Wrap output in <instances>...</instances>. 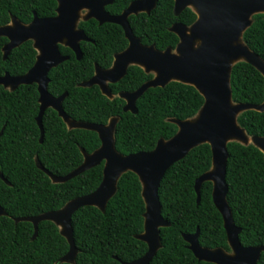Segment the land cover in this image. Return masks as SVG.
Wrapping results in <instances>:
<instances>
[{"label": "trees", "instance_id": "obj_1", "mask_svg": "<svg viewBox=\"0 0 264 264\" xmlns=\"http://www.w3.org/2000/svg\"><path fill=\"white\" fill-rule=\"evenodd\" d=\"M132 0H113L105 10L118 15ZM55 0H0V26L11 17L26 24L33 13L38 17L55 15ZM196 19L190 8L178 16L173 14V0H157L148 14L128 17L133 34L142 44L163 51L174 48L176 34L169 28L174 23L186 26ZM78 27L92 42H81L82 58L63 46L60 52L68 59L48 72L47 92L52 97L66 93L62 109L77 122L106 125L118 118L114 128V148L121 155L151 151L159 139L167 140L177 130L169 119L194 117L203 98L191 85L172 81L163 88H149L136 100V112H124L125 101L117 95L132 92L153 75L130 66L117 83L108 84L113 96L108 98L98 86H80L94 73V64L110 67L113 55L125 49L127 40L122 28L113 23L98 25L95 20L79 22ZM0 38V76H19L33 65L36 51L31 41L13 49L3 59ZM242 42L264 60V14L251 17V25L243 32ZM231 99L234 103L260 104L264 101V78L251 65L239 61L230 71ZM38 92L35 84L20 85L14 90L0 85V264H123L142 257L144 242L135 238L143 232L145 210L141 184L136 174L123 173L117 180L116 192L103 211L95 206L79 208L71 218L74 245L72 263L61 262L69 248L59 228L51 221L33 225L20 218L57 211L67 202L93 192L102 180L103 162L66 182H52L42 170L64 176L83 162L82 151L90 154L100 146L96 132L68 128L57 112L47 108L42 116L43 139L39 142ZM236 121L248 136L264 137V111L241 112ZM225 183L226 201L242 246H264V155L254 145L227 143ZM42 167V169L40 168ZM211 167V151L204 143L191 149L164 173L158 187L161 216L168 227L159 228L160 248L149 264H213L198 261L187 248L182 234L199 231L198 243L209 249L230 252L222 217L213 204L212 183L200 187L196 204L194 182ZM256 264H264V251Z\"/></svg>", "mask_w": 264, "mask_h": 264}, {"label": "water", "instance_id": "obj_2", "mask_svg": "<svg viewBox=\"0 0 264 264\" xmlns=\"http://www.w3.org/2000/svg\"><path fill=\"white\" fill-rule=\"evenodd\" d=\"M112 1L56 0L54 17L38 18L34 14L28 24L12 18L11 25L0 27V36L8 39L2 48L3 59L12 49L27 40H32L33 47L38 51L35 63L26 73L19 76L5 73L0 76V85L14 90L20 85L36 84L39 142L43 139L42 116L47 108L55 110L68 128L94 131L100 140V146L92 153L86 154L82 151V164L64 176H55L40 168L56 183L66 182L103 162L102 180L93 192L70 200L57 211L18 220L32 223V238H35L38 223L41 221L56 224L69 245L67 253L58 259V263H72L77 253L71 225L72 215L85 206H95L103 211L116 192L118 178L131 171L140 181L145 207L143 232L135 238L146 244L147 251L142 257L123 264H149L160 248L159 228L169 226L161 216L159 183L172 164L184 158L194 147L206 143L211 151V167L194 182L196 204L200 201L201 184L205 181L211 182L212 201L222 217L230 252L221 248L201 247L198 243V230L193 234H182V238L198 261L213 264H256L264 246L245 247L240 244V228L235 226L226 201L225 171L226 146L229 142L252 144L264 155V137L248 136L236 121L241 112H263L264 101L260 104L234 103L230 89L231 67L239 61L254 67L264 78V60L242 42V34L251 25L252 15L264 14V0H173L174 16H178L185 8H190L196 19L189 26L173 24L169 30L177 35L179 41L174 50L167 47L163 51L155 49L153 45H141L127 22L129 15L149 13L156 6L157 0H135L116 16L109 15L104 10ZM84 8L88 10L84 19L94 18L100 24L109 22L121 26L129 44L124 51L114 56L111 68L103 70L96 67L95 74L80 83V86L97 85L102 94L112 98L107 84L117 82L125 75L129 64H136L142 66L146 73H152L153 77L132 92L119 93L125 100L124 112L135 113L136 100L147 89L163 88L172 81L193 86L203 98V104L194 117L185 120L169 119L176 125V133L167 140L159 139L151 151L119 154L114 148L113 137L118 118H111L106 125L73 121L66 116L61 106L66 93L52 97L47 92L49 70L67 59L60 54L58 44L70 48L77 59L81 58L79 42L88 39L76 28V23L80 10ZM1 133L2 131L0 135ZM0 179L4 180L1 172ZM4 215L5 212L0 206V216Z\"/></svg>", "mask_w": 264, "mask_h": 264}, {"label": "flooded vegetation", "instance_id": "obj_3", "mask_svg": "<svg viewBox=\"0 0 264 264\" xmlns=\"http://www.w3.org/2000/svg\"><path fill=\"white\" fill-rule=\"evenodd\" d=\"M55 1H56V0H55ZM133 1H135V0H132L131 2H133ZM131 2H129V4H130ZM112 3H113V1H112ZM112 3H110V4H112ZM156 3H157V2H156ZM110 4H108V5H110ZM129 4H128V5H129ZM108 5H106V6H108ZM106 6H105V7H106ZM56 7H57V2H56ZM105 7H104V10H105ZM123 10H124V9H123ZM123 10H122V11H123ZM105 11H106V10H105ZM122 11H121V13H122ZM182 11H183V10H182ZM106 12H107V11H106ZM87 13H88V10L85 9V8L80 10V12H79L80 15H79V18H78L77 23H76V28H77V29L81 30V29L78 27L79 22H81V21L86 22V21L91 20V19H92V20H95V21L98 23V25H101V24H104V23H109V22H104V23H101V24H100V23H99L96 19H94V18L84 19L85 15H86ZM107 13H108V12H107ZM121 13H120V14H121ZM140 13H146V12H140ZM34 14H36V13H33V16H34ZM108 14H109V13H108ZM120 14H118V15H120ZM137 14H139V13H137ZM137 14H135V15H137ZM146 14H148V13H146ZM55 15H56V8H55ZM55 15H54V16H55ZM109 15H111V14H109ZM135 15H134V16H135ZM36 16H37V15H36ZM54 16H50V17H54ZM112 16H116V15H112ZM129 16H132V15H129ZM129 16H128V17H129ZM37 17H38V16H37ZM50 17H38V18H50ZM12 18H15V17H11L10 22H9L8 24H6V25H11V20H12ZM15 19L18 20L17 18H15ZM32 19H33V17H32ZM32 19H31V21H32ZM18 21H19V20H18ZM31 21H30V22H31ZM19 22L22 23L21 21H19ZM30 22H28V23H30ZM127 22H128V18H127ZM28 23H26V24H28ZM22 24H24V23H22ZM113 24H115V23H113ZM174 24H175V23H174ZM128 25H129V23H128ZM3 26H5V25H3ZM0 27H1V26H0ZM120 27H121V26H120ZM129 27H130V26H129ZM121 28H122V27H121ZM130 29H131V28H130ZM169 29H170V28H169ZM122 30H123V29H122ZM81 31H82V30H81ZM131 31H132V30H131ZM82 32H83V31H82ZM171 32H172V31H171ZM83 33H84V32H83ZM123 33H124V31H123ZM132 33H133V32H132ZM174 34H175V33H174ZM84 35H85V33H84ZM133 35H134V34H133ZM85 36H86V35H85ZM134 36H135V35H134ZM176 36H177V35H176ZM1 37H3V36H0V38H1ZM124 37H125V35H124ZM135 37L138 38L139 41H140V38H139V37H137V36H135ZM3 38L6 39V42L2 45V47H1V51H2L3 46L8 42V39H7L6 37H3ZM86 38H87L88 40H86V41H80V42H79V48H80V43H81V42H92V40H90L87 36H86ZM125 39L127 40L126 37H125ZM27 41H31V43H32V47H33V41H32V40H27ZM27 41H25V42H27ZM178 41H179V39H178ZM177 43H178V42H177ZM22 44H23V43H22ZM22 44H21V45H22ZM128 44H129V42H128V40H127V46L125 47V49L128 47ZM140 44L146 46L145 44H142L141 41H140ZM176 45H177V44H176ZM19 46H20V45H19ZM19 46H18V47H19ZM59 46H63V45L58 44V49H59ZM147 46H149V45H147ZM63 47H66V46H63ZM175 47H176V46H175ZM175 47H174L173 49H172V48H171V49L174 50ZM16 48H17V47H16ZM66 48H68V47H66ZM14 49H15V48H14ZM33 49L36 51V55H35V60H36V56H37V54H38V51H37L34 47H33ZM68 49H70V48H68ZM125 49H123L122 51H124ZM12 50H13V49H12ZM12 50H11V51H12ZM70 50H71V49H70ZM11 51H10V52H11ZM71 51H72V50H71ZM122 51H120V52H122ZM10 52H9V53H10ZM59 52H60V49H59ZM72 52H73V51H72ZM80 52H81V49H80ZM120 52H118V53H120ZM73 53H74V52H73ZM118 53H115V54L113 55V60H112V63H111V65H110L109 68H111V66H112V64H113V62H114V60H115V57H114V56H115L116 54H118ZM60 54H61V52H60ZM61 55H62V56H66L67 59H68V56H67V55H63V54H61ZM74 55H75V53H74ZM7 56H8V55H7ZM2 57H3V51H2ZM75 57H76V55H75ZM81 58H82V52H81ZM81 58H80V59H81ZM67 59H66V60H67ZM76 59H77V58H76ZM80 59H77V60H80ZM35 60H34V63H35ZM66 60H64V61H66ZM64 61H62V62H64ZM62 62H61V63H62ZM34 63H33V64H34ZM61 63H60V64H61ZM58 65H59V64H58ZM58 65H57V66H58ZM32 66H33V65H32ZM32 66H31V67H32ZM57 66H56V67H57ZM130 66H137V67H139V68H140V69L146 74V72L144 71V68H143L142 66H139V65H136V64H129V65L127 66V68H126V72H127L128 67H130ZM31 67H30V68H31ZM96 67L100 68L97 64H94V73H93V75L95 74V68H96ZM53 68H55V67H53ZM53 68H51V69H53ZM109 68H107V69H109ZM51 69H50V70H51ZM100 69H102V68H100ZM50 70H49V71H50ZM103 70H105V69H103ZM125 74H126V73H125ZM151 74H152V73H151ZM93 75H92V76H93ZM152 75H153V74H152ZM124 76H125V75H124ZM124 76H123V77H124ZM123 77H122V78H123ZM122 78H120V79H122ZM120 79H119V80H120ZM119 80H118V81H119ZM118 81H117V82H118ZM117 82H115V83H117ZM33 84H34V83H33ZM108 84H114V83H108ZM108 84H107V86H108ZM35 85H36V84H35ZM96 86H97V85H96ZM98 88H99V87H98ZM36 89H37V88H36ZM99 90H100V89H99ZM117 96L120 97L119 94H118ZM112 97H113V96H112ZM120 98H121V97H120ZM123 100H124V99H123ZM124 101H125V100H124Z\"/></svg>", "mask_w": 264, "mask_h": 264}, {"label": "rangeland", "instance_id": "obj_4", "mask_svg": "<svg viewBox=\"0 0 264 264\" xmlns=\"http://www.w3.org/2000/svg\"><path fill=\"white\" fill-rule=\"evenodd\" d=\"M8 89H10V88H8ZM249 142H250V140H249Z\"/></svg>", "mask_w": 264, "mask_h": 264}]
</instances>
